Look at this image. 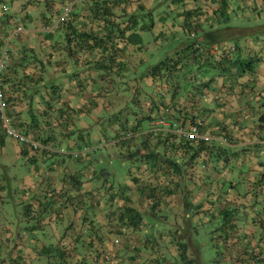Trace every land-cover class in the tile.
Instances as JSON below:
<instances>
[{
	"label": "trees",
	"instance_id": "trees-1",
	"mask_svg": "<svg viewBox=\"0 0 264 264\" xmlns=\"http://www.w3.org/2000/svg\"><path fill=\"white\" fill-rule=\"evenodd\" d=\"M22 1L16 25L23 24L26 20L22 16H28L44 3L46 12L40 14L46 20L43 27L55 25V29L64 31L63 49L68 58H82L87 54L90 61L84 59V62L94 63L96 71L101 73L103 85L100 89L95 88L100 92L94 95L86 90L82 108L69 106L62 109L49 105L32 112L29 123L13 122L20 132L42 143L47 150L34 151L26 144L22 147L66 158L69 163L74 159L65 177L71 187L47 192L40 203L37 218L35 210H30L32 205L29 208L28 204L22 203L25 219L30 221L32 217L35 224H43L45 217L50 218L53 212L60 215L64 211L61 208H73L80 213L81 223L78 232L72 231L73 225H70L57 244L44 243L42 246L38 243L39 248L30 252L14 250L10 238L0 239V264H35L42 257L48 264H106L109 250L117 247V250H141L138 244L143 248L148 246L150 250H163L173 244L185 258L187 250H194L196 241L203 243L205 239L210 240L211 250L216 254L215 264H264L263 238L253 244L247 232L241 236L244 228L247 230V226L255 223L247 211L264 198V95L258 94L244 102L241 99L248 94L244 88H229L226 97L231 105L217 99L216 108L220 110L215 124L212 128L205 126V132L212 138L208 143L190 142L173 131L176 123L186 124L195 119L194 114L189 116L187 107L183 108L189 101H173L179 100L181 91L175 83L178 73L197 67L204 74L217 71L219 77L228 80L243 79L245 74L255 71L260 58L247 53L246 48L236 42L242 36L258 37L260 26L213 28L205 33L201 42L188 38L182 49L165 57L138 78L140 81L146 77L160 88L165 85V92L171 94L168 101H163L170 114L160 117L161 121L169 123L167 129L144 128L143 125L158 120V115L153 114L160 107L148 98L137 80L131 85L133 99L126 107L110 117H103L106 119H102L100 127L83 128L78 125V118L92 113L94 100L107 99L108 84L112 88L119 85L118 82L115 84L113 75L116 73L120 78L117 69L126 67L120 61V53H124L126 44L120 45L118 38L124 40V34L132 31L129 39L133 41L130 43L135 52L142 49L141 43L135 40L139 38L136 29L140 17L133 13L128 17L122 0ZM68 5H72L71 12L60 22ZM125 17L129 21H126V27H122L126 23ZM226 21L230 20L218 18L217 27L227 24ZM152 22L151 18L141 29L150 30ZM193 29L186 28V31ZM61 49L59 41L54 52ZM81 73L73 72L71 82L76 81ZM82 83H76L78 88L88 89V84ZM54 87L60 92L61 84ZM208 89L190 88L186 93L199 91L192 98L197 103V96L201 99L204 90ZM236 98L239 102L234 105ZM133 103H136V109L130 108ZM148 104L147 113L145 106ZM221 109L228 111L226 119H221ZM9 115L12 117L10 110ZM250 123L252 127L248 126ZM247 131L252 132L247 143L239 151L234 150L238 144H234L235 141L245 142L242 137ZM235 133L239 134L237 139ZM4 135L9 138L5 132ZM253 159L259 160V164L253 165ZM128 160L135 162L136 166L130 169L127 182L121 183L115 177L116 165ZM84 166L93 177L92 189L83 187V182L77 180ZM49 174V171L42 174L43 179L45 175L49 178ZM243 184L248 185L242 191ZM73 191L77 194L73 195ZM135 196L142 200L143 210L132 206ZM58 204L60 209L54 210ZM196 247L199 246H195L198 250ZM32 254L35 258L31 259Z\"/></svg>",
	"mask_w": 264,
	"mask_h": 264
},
{
	"label": "crops",
	"instance_id": "crops-1",
	"mask_svg": "<svg viewBox=\"0 0 264 264\" xmlns=\"http://www.w3.org/2000/svg\"><path fill=\"white\" fill-rule=\"evenodd\" d=\"M1 1L0 43H3V46H0V51L5 45H8L6 67L3 72V88L9 103V110L13 122L20 124L29 123L31 122L32 112L41 110L49 105H53L57 108L61 107L62 109L68 108L69 106L82 108L85 102L86 92L89 90V93L94 95L95 92H97L95 88L100 89L103 85L101 73L96 71L94 63L87 64L84 62V59L90 61L89 56L84 54L82 58H68L63 49L65 46L64 31L58 28L55 29V25L51 26L52 28L43 27L45 26L46 20H44L40 14L46 12L44 3H40L38 8L34 9V11L28 15L30 17L27 15L22 16L26 20L23 24L20 23L23 31L17 35L13 34L14 30L20 26H17L15 22L18 23V18H20L19 12L21 11L20 8L24 1ZM122 1L124 2L122 7L127 11L128 17L131 13L138 14L140 17L139 25L136 29L139 33V38H135V40L141 43L140 46H142V49L136 50L137 52H135V48L130 43L133 41L132 38L129 39L132 31L124 34V40L118 38L120 45L126 44L124 53H120V61L122 60L126 67H121L122 70L120 68L117 69L121 74L120 78L116 76V73L113 75V78L116 79L114 80L115 84L118 82L119 85L117 88H112L111 85L108 84L106 86V88H109L106 93L108 95L107 99L105 98L106 100L104 99V101L94 100V102L91 103L92 113L89 116L86 114L81 115L78 118V125L83 128L91 126L100 127L102 119H106L103 117L112 116L131 102V100L127 99L125 93H127L128 90L129 94H133L131 85L137 80V84L142 87L141 89L147 94L148 98H151L152 101H155L160 107L158 109V120L143 125L144 128L146 130H165L169 127V123L165 122V125L161 124L160 117L170 114L169 111L165 109L163 101H168L171 94L165 92L164 88H167L165 85L160 88L158 84L146 77L138 81V78L144 76L150 68L149 67L144 72L141 71V66L145 63V59L152 55L150 46L154 45L162 49L171 46L165 57L172 56L175 52L183 48L186 39L190 38L201 42L204 40L206 32L213 28H223L225 23L217 27V19L222 18L226 20L228 17L225 16V13L231 11L228 9L226 0H173L174 8H171L174 16L173 20L172 22L165 23L163 21L165 17L162 16V14H165V9L168 5L164 6L163 0ZM8 2H11V5H9ZM160 4L163 5L162 9H159ZM16 6L20 7L19 10L15 9ZM221 14L223 15L220 16ZM171 15L172 14L169 13L168 17H171ZM128 17L124 18L125 22L129 21ZM213 17H215L216 20H213ZM151 18L153 19V27L150 30L149 28H147L146 31L142 30L141 27L150 21ZM124 21L122 18L121 22L124 23ZM126 26L127 22L122 25V27ZM186 28L194 29L187 32ZM193 34L196 35L194 36ZM150 35L152 36L151 41ZM3 37L6 38L2 40ZM245 37L246 36L240 37L236 45L246 48L245 51H247V53H250L252 56H258L260 61H258L255 71L253 73L248 72L243 79L241 78L235 81L233 79L228 80L226 77H218L217 71L204 74L202 70H197V67H189L179 72L177 75L175 83L178 84L181 91L179 90V100L175 99L173 101H178L180 103L189 101L183 108L187 107L186 109L190 117L193 114L195 118L200 116L205 117L207 119V128H212L214 126L216 114H218L220 110L216 108L215 103L218 101L217 99L221 100L219 102L222 103L228 101V105H231L229 99H227L229 88H244L246 93H248L245 98L241 99V101L243 100L244 102H247V100L258 94L264 95V39L260 37ZM59 41L62 49L60 52H54L55 46ZM127 44H129L128 47ZM136 47L139 46L137 45ZM65 70L67 73H64ZM114 70L116 69L114 68ZM73 72L78 74L80 72L82 73L81 76L78 75L76 81L71 82L70 75ZM186 77L188 79H186ZM94 80L97 81L96 84L92 83ZM79 82L85 86L88 84V89L78 88L76 83ZM90 83L92 84L89 85ZM58 84H61L60 92L54 87ZM118 88L122 89L120 90ZM190 88L209 89L207 91L204 90V94L202 92L203 95L201 99L197 96L196 99L198 101L195 103L192 98L194 94L198 95L197 92L199 91L196 90L186 93ZM233 99L234 97H232V100ZM238 102L239 99L237 100L236 98L232 104L236 105ZM192 103L194 105H192ZM148 107L149 104L145 106V112L147 113L149 110ZM214 108H216L215 111H213ZM221 110L222 115L219 114L221 119H226V117H228V111L224 109ZM229 110L231 111V108ZM248 126L252 127L253 124L250 123ZM251 133L250 131L245 132L242 137L245 141L244 143L235 141L234 144H238L235 145L237 147H233L234 150L239 151V149L242 148L241 146L247 143V138ZM238 136L239 134L235 133L236 139ZM9 154H14L17 156L18 160H22L23 163L28 166L27 176L24 170H18L19 173L15 181H21L23 184L19 187V193H16V197L19 200L21 196V203H25V205L28 204L29 208L30 205H32L30 210H35L36 218L39 215L40 203L44 200L47 192L54 189L58 190L71 187L65 179L70 171V163L66 158H57L26 149L22 147V144L20 145V143L15 140L7 138L4 135V131L0 128V202L3 203L5 194L7 193V183L12 179L11 177L3 178L2 171L8 169L4 164L7 162L5 156H9ZM56 159H58V161H56ZM253 160H255L253 165L255 163V165L259 164V160ZM85 166L81 168L82 172L78 175L77 180L83 182V187L92 189L94 185V183H92L93 177L89 174L90 170ZM1 167L5 169H1ZM47 171L50 172L48 175L49 178L45 175L43 179L42 174H45ZM245 185L248 184H243L241 186L242 191L245 190ZM72 194L76 195L77 193L73 191ZM59 205L60 204L55 205L54 210L58 211L60 209ZM132 206L136 209L143 210V202L136 196L132 199ZM61 209L64 210L62 214L58 215V213L53 212L50 218L49 216L45 217V222L43 224H35V220L30 217L31 220L27 227L24 226L26 219L18 220L19 226L17 234L14 232V226L8 225L9 220L6 219L3 224L0 216V239L10 238V245L14 247V250H37L39 248L37 247L38 243L40 245L42 244V246L44 243L57 244L66 229L70 228V225H73V227H71L72 231L78 232L79 224L81 223L80 213H76L73 208ZM247 212L250 216L254 217L255 223L251 226H247V230L244 228V231H241V236H243L244 232H247L253 244H256L260 238L264 240V198L257 201L254 207L252 206V209ZM101 220H103V218H101ZM23 232H25V234ZM41 234H45L48 237L42 239ZM169 241L167 243H170ZM138 245L141 250H117V247L115 250H109L107 254L110 255L115 253L117 264H166L167 262H173L172 260H174V264H186L187 261H192V263L187 264H193L196 261L195 255L197 257L199 255L198 250H195V246L193 247L194 250H187L185 258H183L181 257L180 250H176L173 244H171L170 248L163 247V250H150L147 245L145 248H143L141 244ZM261 246L264 250V241L261 243ZM170 256L174 259L172 258V260H169L168 258Z\"/></svg>",
	"mask_w": 264,
	"mask_h": 264
},
{
	"label": "rangeland",
	"instance_id": "rangeland-1",
	"mask_svg": "<svg viewBox=\"0 0 264 264\" xmlns=\"http://www.w3.org/2000/svg\"><path fill=\"white\" fill-rule=\"evenodd\" d=\"M164 6L168 5L165 9V14H162V16L165 17L163 20L166 22H172L173 20V11L171 8H174L173 0H163ZM228 4V9H230L231 12H226L225 16L229 18L230 21L227 22V24H224V27L231 26V27H239V28H247V27H259V36L260 38L264 39V0H226ZM9 5H11V2H8ZM16 3V2H15ZM163 5H159V9L163 8ZM20 7L16 6V10H19ZM172 14L171 17H168V14ZM227 18V20H228ZM168 20V21H166ZM262 26V27H261ZM258 35V34H257ZM251 38L254 36H246L245 38ZM152 40V36L150 35V41ZM167 46V45H166ZM164 46V47H166ZM173 46V45H172ZM170 47H166L162 49L161 47H156L154 45L150 46V52H152V55H150L147 59H145V63L141 66V71L144 72L149 67L154 66L158 64L162 59L165 58L166 54L168 53V50ZM219 77V76H218ZM221 77V76H220ZM122 89V88H118ZM117 89V91H118ZM185 89V88H184ZM223 89V88H221ZM125 96L128 100L133 99V95L129 94V91L127 90V93H125ZM163 98V97H161ZM164 99V98H163ZM137 108L136 103L130 104V108ZM154 116L158 115L157 110L154 111ZM147 123V122H146ZM7 158V162H5L4 166H6L7 170L3 171V178H12L7 183L5 198L3 200V203L0 202V216L2 218V222L4 224L5 220L8 221V225L14 226V232L17 234L19 223L18 220L25 219V207H23V204L21 203V196L20 199H17V192L19 193V187L21 184H23L21 181H15L16 176L18 175V170H24L25 175L27 176L28 172V166L23 163L22 160H18L17 156L14 154H9V156H5ZM74 159H72L70 162V167L72 166V162ZM69 162V161H68ZM1 163V160H0ZM136 166V163L132 161H125L122 163H119L116 165V174L115 177L117 180H119L121 183H126L127 179H129L128 173L131 168H134ZM1 169H5L4 167H1ZM28 220H25L24 226L28 227ZM25 231V230H24ZM25 234V232H23ZM43 237L42 239L47 238L48 236L45 234H41ZM200 242V241H198ZM197 241L194 243V246L198 249V257L195 255L196 261L193 264H215V257L216 254L211 250V244L210 240H204L203 243L200 242V244ZM13 243V242H12ZM30 252V250H27ZM31 259L35 258V255H31ZM171 258V259H170ZM172 256H170L168 259L172 260ZM217 258V257H216ZM174 259V258H173ZM174 262V260H172ZM173 262H167L166 264H174ZM35 264H48L47 259L42 257L39 258L38 261H36ZM180 264V263H177Z\"/></svg>",
	"mask_w": 264,
	"mask_h": 264
},
{
	"label": "built area",
	"instance_id": "built-area-1",
	"mask_svg": "<svg viewBox=\"0 0 264 264\" xmlns=\"http://www.w3.org/2000/svg\"><path fill=\"white\" fill-rule=\"evenodd\" d=\"M72 5H68L64 9V14L60 18V22L64 21L66 16L71 12ZM23 31V28L21 26H18L14 33L15 35L20 34ZM8 55V45H5L3 49L0 51V128L7 134V136L15 140L16 142L20 144H26L34 151H44L47 150L46 146H44L42 143L34 140L33 138L24 135L21 133L13 123L12 118L9 115V106L6 101L5 97V91L3 88V72L6 67V60ZM204 122L205 120L203 118H199L196 121L188 122L186 124L179 123L175 125L174 132L186 138L190 142H210L212 140L211 136L204 132ZM161 124H165L164 122H161ZM106 264H117L116 261V255L115 253H112L107 256Z\"/></svg>",
	"mask_w": 264,
	"mask_h": 264
},
{
	"label": "clouds",
	"instance_id": "clouds-1",
	"mask_svg": "<svg viewBox=\"0 0 264 264\" xmlns=\"http://www.w3.org/2000/svg\"><path fill=\"white\" fill-rule=\"evenodd\" d=\"M6 96V95H5ZM199 118H203L204 120H205V122H204V128H203V130H204V132H205V126H206V124H207V120H206V118L205 117H203V116H200V117H197V118H195L194 119V121H196L197 119H199ZM161 122H164V121H161ZM193 122V121H192ZM165 123V122H164ZM179 123H181V122H178V123H176L175 125H177V124H179ZM188 123V122H187ZM165 125V124H164ZM175 125H174V127H175ZM174 131V130H173ZM206 133H208V132H206ZM209 134V133H208ZM210 135V134H209ZM223 142L225 143L226 141L223 139ZM201 143H204V142H201ZM206 143V142H205Z\"/></svg>",
	"mask_w": 264,
	"mask_h": 264
}]
</instances>
